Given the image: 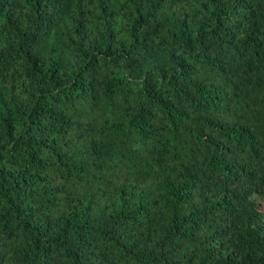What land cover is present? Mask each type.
I'll return each mask as SVG.
<instances>
[{
  "label": "trees",
  "instance_id": "trees-1",
  "mask_svg": "<svg viewBox=\"0 0 264 264\" xmlns=\"http://www.w3.org/2000/svg\"><path fill=\"white\" fill-rule=\"evenodd\" d=\"M0 264H264V0H0Z\"/></svg>",
  "mask_w": 264,
  "mask_h": 264
}]
</instances>
